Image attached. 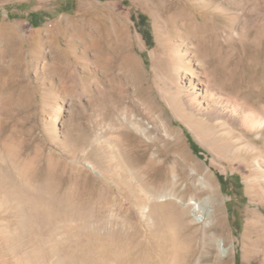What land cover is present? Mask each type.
Returning a JSON list of instances; mask_svg holds the SVG:
<instances>
[{
  "label": "rangeland",
  "instance_id": "1",
  "mask_svg": "<svg viewBox=\"0 0 264 264\" xmlns=\"http://www.w3.org/2000/svg\"><path fill=\"white\" fill-rule=\"evenodd\" d=\"M186 14L207 24L195 38ZM134 123L181 189L213 183L229 264H264V0H0V264H165L167 235L106 172L108 148L133 152ZM189 217L198 257L211 219Z\"/></svg>",
  "mask_w": 264,
  "mask_h": 264
},
{
  "label": "bare ground",
  "instance_id": "2",
  "mask_svg": "<svg viewBox=\"0 0 264 264\" xmlns=\"http://www.w3.org/2000/svg\"><path fill=\"white\" fill-rule=\"evenodd\" d=\"M82 14H83L82 18H84L82 21L86 22L87 20H85L86 19L85 16L91 13H89V10H85ZM183 17L182 20L186 21L184 23L185 27H183L184 28L183 31L187 36H191L195 38L197 35H200L203 32L204 26L207 25V24L203 25L204 24L203 22L198 21L196 18L191 17L190 15L186 14L183 15ZM67 21L68 20H66V23ZM89 22L92 23L91 21ZM180 66L183 65L180 64ZM136 79H137V83H140L141 85L138 90H141L143 92V88H145V86L143 85L142 75L141 74L136 75ZM164 88L165 87H163L162 95L170 99L174 98L173 94H175V92L167 91V89ZM168 92H172V93H168ZM58 110L59 107L57 106L56 113L58 112ZM106 113L107 114L105 116L108 119L109 117H112L115 112L114 109L110 107L109 110L106 111ZM52 123L53 124L56 123V118L53 119ZM133 133L136 136L134 137L133 140L135 144L133 152L131 151L128 152L127 149L124 148L126 144L124 145L125 141L123 142L122 139L120 140L121 142L120 141L117 142V146H118L117 148H114L113 146L108 148L109 155L113 160H116V162L113 163L114 166L112 167L108 165L106 167L107 168L106 172L109 176H111L115 181H117L120 184L119 187L120 193L121 196L124 198L125 202L133 203L135 208L138 210H143L145 208H148L147 215L154 220V223L158 226L160 231L162 233L164 232L167 235L168 258L165 260L164 263L165 264H229V250L226 251L224 256L221 253V250L225 249V247L227 246L228 241L227 239H225V228L223 225L221 209L219 207V199L217 197V193L213 183L210 181L209 185L205 186L202 184L193 187H189L188 185H186L184 189H181L178 182L183 178L180 176V174L176 176L177 177L176 181L171 180L170 172H168L165 168L160 166L157 163L156 159H152L148 157L150 146L145 142H143L139 137V135H141L142 133H146V131L142 129V127L139 124L134 123ZM98 149L99 148L97 147V151L99 152ZM100 154L103 155V152L99 153V155ZM256 175H258L257 172L255 173V177ZM19 188H21V186ZM52 189H48L47 191L51 193ZM27 192L28 191H26V193ZM21 194L23 195V193ZM68 195L69 193H65V195H63V198L61 199L60 203H58L59 207H64L66 205ZM170 196L177 197L178 199H180L181 203L178 204L173 201H167L165 205L157 204L156 201L158 199L163 197H170ZM203 196L204 198L201 199V197ZM51 198L52 197H50L49 199L50 202H54L53 201L54 197L52 199ZM188 198H190L189 200L193 201V203L187 204ZM12 200L14 199L12 198ZM25 200L27 199H24V201ZM192 209L194 210V212H197L203 216L201 223L205 222L206 218L211 219L209 228L207 227V229L206 228L203 229L201 241H200V246L202 249H201V254L198 257L195 256V250L197 249H196V245L194 244V239L197 236L196 235L197 232L193 230L194 221L189 219L190 218L189 215ZM49 211L50 210H48V213H50ZM133 215L134 213L131 211V209H127L126 219L128 218L129 220V218H132L131 220H133L134 218ZM86 218L91 220L90 212L86 215L81 214L79 212L78 214H76V219H86ZM102 221L97 222L98 224L96 225V227L98 229L103 227L102 225H104V223Z\"/></svg>",
  "mask_w": 264,
  "mask_h": 264
},
{
  "label": "trees",
  "instance_id": "3",
  "mask_svg": "<svg viewBox=\"0 0 264 264\" xmlns=\"http://www.w3.org/2000/svg\"><path fill=\"white\" fill-rule=\"evenodd\" d=\"M23 9H25V8H23ZM132 19H134L133 16H132ZM30 22H31V25L38 26L41 23H43V20L41 19L40 15L31 14ZM137 29H138V32H139L140 36L142 37L146 47L149 49L152 48V46H153L152 34H151L150 29L146 26V17L145 16H143V15L138 16ZM185 136H186L187 144H188L191 152L195 155H199L201 151H200V148L198 147V145L193 141V139L190 137V135L188 133H186ZM217 178H218V181L220 183L222 192L225 193L228 180L224 179L222 176H218ZM232 179L235 181L234 182L235 183L234 184L235 190L240 191L241 185H240L239 179L237 177H234Z\"/></svg>",
  "mask_w": 264,
  "mask_h": 264
}]
</instances>
